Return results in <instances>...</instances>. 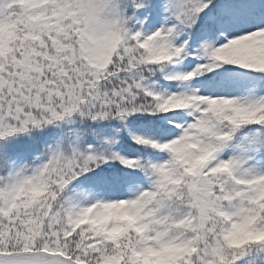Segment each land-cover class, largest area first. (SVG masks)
<instances>
[{"label":"snow or ice","instance_id":"obj_1","mask_svg":"<svg viewBox=\"0 0 264 264\" xmlns=\"http://www.w3.org/2000/svg\"><path fill=\"white\" fill-rule=\"evenodd\" d=\"M0 264H264V0H0Z\"/></svg>","mask_w":264,"mask_h":264}]
</instances>
